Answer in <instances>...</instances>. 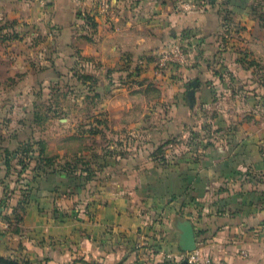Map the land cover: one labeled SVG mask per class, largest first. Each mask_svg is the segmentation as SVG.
<instances>
[{"label":"crops","instance_id":"0c3cea01","mask_svg":"<svg viewBox=\"0 0 264 264\" xmlns=\"http://www.w3.org/2000/svg\"><path fill=\"white\" fill-rule=\"evenodd\" d=\"M112 3L103 16L96 0H0V64L35 77L30 63H89L98 78L92 93L107 97L110 131L104 163L77 173L39 163L23 170L13 152L4 176L0 162V189L12 190L0 202V256L21 264H186L179 242L189 221L201 253L264 264V70L248 61L264 38L252 9L216 0L183 11L166 0ZM178 37L192 63L155 74L154 55ZM50 66L38 76H60ZM228 76L240 83L224 85ZM190 78L198 80L192 104ZM133 109L145 111L131 119ZM203 120L214 139L195 144Z\"/></svg>","mask_w":264,"mask_h":264},{"label":"rangeland","instance_id":"374dc122","mask_svg":"<svg viewBox=\"0 0 264 264\" xmlns=\"http://www.w3.org/2000/svg\"><path fill=\"white\" fill-rule=\"evenodd\" d=\"M111 4L112 3V0ZM172 1L174 8L178 11L197 8L198 5L213 4L212 0H166ZM217 4L229 3V6H250L254 17L258 22L257 35L264 38V0H216ZM90 22V19H86ZM181 36L185 37L183 32ZM184 38L178 37L164 46L162 50L155 54L153 62V72L162 74L166 69L178 65L192 63V55L187 51ZM178 45L188 58L186 63L171 62L160 73L156 70V61L162 51ZM186 48V49H185ZM241 52V51H240ZM258 57L249 58L253 68L264 70V41L260 42L253 49ZM244 53V52H241ZM247 54V53H246ZM244 56V55H243ZM237 57L230 53L229 59ZM243 58V57H242ZM51 65L60 76H38L44 66ZM89 63L75 62L73 59L66 64L48 62L30 63V67L35 71L36 76H27L26 71L19 65L18 69L11 72L9 63L0 64V106L6 109H0V136L9 139V142L0 145L9 146L16 150L18 154L17 163L20 159L27 161V155H37L39 149L43 147L42 156L49 158L48 161L41 160L40 164H47L54 167H60L71 172H78L88 167H98L106 159V145L108 132V111L104 108L107 105L106 95H95L91 91V86L96 83L97 77L90 74L88 70ZM56 66V67H55ZM63 68L65 70H63ZM87 68V69H86ZM66 72V73H65ZM196 78H190V80ZM235 77L226 79L224 85L230 87L237 86L240 82L234 80ZM189 80V81H190ZM134 84V83H132ZM182 85V84H181ZM151 95L147 94V98ZM132 99H143L142 95H130ZM155 98V96H151ZM94 104L100 107L99 112L92 109ZM104 108V109H103ZM139 110V111H138ZM145 111L142 109L129 110L128 117L136 119ZM207 117L212 116L211 110H208ZM157 115H146L143 118ZM200 115L195 113V120ZM206 118V119H208ZM204 122L195 125V144L202 143V138L211 141L215 130L204 125ZM200 126V127H199ZM133 137V135H131ZM6 143V145H5ZM119 145V144H118ZM117 147V145H116ZM4 175V174H2ZM0 173V178L3 176ZM12 190L1 186L0 202L5 197H9Z\"/></svg>","mask_w":264,"mask_h":264},{"label":"built area","instance_id":"2783aa9c","mask_svg":"<svg viewBox=\"0 0 264 264\" xmlns=\"http://www.w3.org/2000/svg\"><path fill=\"white\" fill-rule=\"evenodd\" d=\"M111 6L112 4L110 0H96V8L98 10L97 12L100 15L105 16L110 11ZM171 62H188V58L178 45H173L170 48L168 47L162 51L155 64L157 73H160ZM160 257L161 259L167 261L173 259V255L168 252H161ZM179 257L180 259L184 260L186 264H231L229 262L217 260L210 257L209 255L203 254L196 248L189 251H181L179 253Z\"/></svg>","mask_w":264,"mask_h":264},{"label":"trees","instance_id":"16d2710c","mask_svg":"<svg viewBox=\"0 0 264 264\" xmlns=\"http://www.w3.org/2000/svg\"><path fill=\"white\" fill-rule=\"evenodd\" d=\"M86 18H90L89 16ZM187 100L189 102V99L187 97ZM16 150L14 149H11L9 146H4V145H0V162L2 163L3 167H4V170H5V174L4 176H6L12 169L13 166V162L12 160L15 159V157H11L13 152H15ZM43 154V147H41L39 149V153L37 155H27L25 157H27V161L25 162L23 159H20L19 162L20 163V168L21 169H25L27 168V166L31 165V164H38L41 163V160H44V161H50L49 158H45L42 156ZM0 264H21L19 262H17L16 260L10 258V257H3V256H0ZM182 264V263H180Z\"/></svg>","mask_w":264,"mask_h":264},{"label":"water","instance_id":"95a60500","mask_svg":"<svg viewBox=\"0 0 264 264\" xmlns=\"http://www.w3.org/2000/svg\"><path fill=\"white\" fill-rule=\"evenodd\" d=\"M197 85H198L197 79H192L188 83H186V88H187L186 94L191 104L194 101V89L197 87ZM181 231H182V235L179 242L181 249L186 251L195 249L196 242H195L194 232L192 229V225L190 224L189 221L183 222L181 226Z\"/></svg>","mask_w":264,"mask_h":264}]
</instances>
